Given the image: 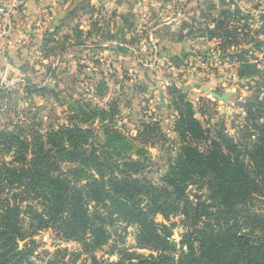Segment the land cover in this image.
I'll return each mask as SVG.
<instances>
[{
  "label": "rangeland",
  "instance_id": "obj_1",
  "mask_svg": "<svg viewBox=\"0 0 264 264\" xmlns=\"http://www.w3.org/2000/svg\"><path fill=\"white\" fill-rule=\"evenodd\" d=\"M3 29L0 130L24 125L45 132L71 119L92 128L101 142V119L82 112L99 107L112 113L115 107L112 124L126 137H135L143 124L159 126L151 142L134 140L136 149L145 146L144 155L130 152L145 159L139 176L154 184L180 146L175 90L185 93L204 126L223 124L237 138L246 111L234 100L257 93L259 79L239 77L241 64L247 59L264 73V0H0ZM188 191L194 202L209 194L195 186ZM166 223L174 224L179 246L186 230L182 216ZM110 230L109 242L92 254L51 229L39 230L31 260L109 264L120 251L136 250L134 226L117 223Z\"/></svg>",
  "mask_w": 264,
  "mask_h": 264
},
{
  "label": "trees",
  "instance_id": "obj_2",
  "mask_svg": "<svg viewBox=\"0 0 264 264\" xmlns=\"http://www.w3.org/2000/svg\"><path fill=\"white\" fill-rule=\"evenodd\" d=\"M256 76L260 94L243 107L237 138L223 124L204 126L175 90L180 146L160 184L139 176L145 159L130 153L144 155L134 140L151 142L159 126L126 137L112 124L115 107L82 112L101 119V142L71 119L45 132L0 130V154L10 155L0 159V264H34L33 236L42 229L92 254L117 223L134 226L135 248L147 253L122 250L109 264H264V73L244 60L239 77ZM190 186L209 194L194 202ZM178 215L186 228L179 246L166 223Z\"/></svg>",
  "mask_w": 264,
  "mask_h": 264
},
{
  "label": "water",
  "instance_id": "obj_3",
  "mask_svg": "<svg viewBox=\"0 0 264 264\" xmlns=\"http://www.w3.org/2000/svg\"><path fill=\"white\" fill-rule=\"evenodd\" d=\"M200 90L203 92H206L207 94L211 95L212 97L216 98V99H220V100H226L227 95L226 94H221L218 95L214 90H212L210 87L208 86H201ZM260 93H255L253 96H249L247 97L244 101L242 100H234V104L240 107H243L245 105H247L250 101H254V96L259 95ZM162 93H161V97H162Z\"/></svg>",
  "mask_w": 264,
  "mask_h": 264
},
{
  "label": "built area",
  "instance_id": "obj_4",
  "mask_svg": "<svg viewBox=\"0 0 264 264\" xmlns=\"http://www.w3.org/2000/svg\"><path fill=\"white\" fill-rule=\"evenodd\" d=\"M5 34H6V30H4V29L1 30V31H0V38L3 37Z\"/></svg>",
  "mask_w": 264,
  "mask_h": 264
}]
</instances>
